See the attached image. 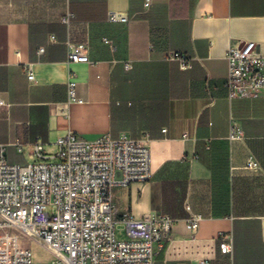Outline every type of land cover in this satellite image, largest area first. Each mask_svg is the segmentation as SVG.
<instances>
[{"label":"crops","instance_id":"0c3cea01","mask_svg":"<svg viewBox=\"0 0 264 264\" xmlns=\"http://www.w3.org/2000/svg\"><path fill=\"white\" fill-rule=\"evenodd\" d=\"M145 2L0 0V144L53 145L69 131L146 138L153 179L118 188L115 204L119 216L176 220L156 263L264 264V93L230 100L224 86L231 47L255 42L264 54V0ZM111 12L129 23H110ZM69 42L85 46L83 61H70ZM233 128L241 140L230 141ZM250 156L259 171L245 169ZM187 206L201 217L196 235Z\"/></svg>","mask_w":264,"mask_h":264},{"label":"built area","instance_id":"2783aa9c","mask_svg":"<svg viewBox=\"0 0 264 264\" xmlns=\"http://www.w3.org/2000/svg\"><path fill=\"white\" fill-rule=\"evenodd\" d=\"M153 0H146L150 7ZM73 15L64 18L69 27ZM129 16L111 12L110 23H129ZM112 50L113 43L105 40ZM69 59H85L84 45L69 42ZM43 51V50H42ZM228 76L224 83L230 100L256 98L264 93V54L255 42H243L227 53ZM167 60L178 61L187 69L191 60L180 52H171ZM131 70L132 64L127 63ZM28 78L34 80L32 69ZM76 82L68 85L70 102H79ZM7 104L0 100V106ZM230 141L242 139L232 129ZM49 154L41 140L31 144L27 164L8 159L7 146L0 144V264H157V243L172 230L176 220L168 215L137 219L116 212L118 188L153 179L151 150L146 138H113L104 135L88 140L69 131L53 144ZM18 153L23 145L16 144ZM245 169L260 170L250 156ZM190 213L187 229L196 235L201 217ZM122 227L128 240H117ZM38 246L50 261H38L31 245ZM221 253L232 256L233 242L224 238ZM199 264H210L201 261Z\"/></svg>","mask_w":264,"mask_h":264},{"label":"rangeland","instance_id":"374dc122","mask_svg":"<svg viewBox=\"0 0 264 264\" xmlns=\"http://www.w3.org/2000/svg\"><path fill=\"white\" fill-rule=\"evenodd\" d=\"M31 149V146H24L23 148V152L22 153H18L17 149H15L14 147L9 146L7 148V156L8 159L13 162V163H18V164H27L29 162H31L30 158H29V151ZM45 150L49 153V154H53L56 151V147L53 145H47L45 147ZM116 238L117 240H128L129 237L127 236L126 232L124 231V229L122 227H119L117 232H116ZM31 247L34 249L36 256H37V260L38 261H43L42 259H44L45 261H50L51 257L50 256H45L44 258H42L43 256V252L42 250L32 244Z\"/></svg>","mask_w":264,"mask_h":264}]
</instances>
